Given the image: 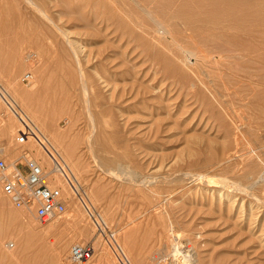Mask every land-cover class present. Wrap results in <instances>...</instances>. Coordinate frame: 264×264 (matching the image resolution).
Masks as SVG:
<instances>
[{
    "label": "rangeland",
    "instance_id": "obj_1",
    "mask_svg": "<svg viewBox=\"0 0 264 264\" xmlns=\"http://www.w3.org/2000/svg\"><path fill=\"white\" fill-rule=\"evenodd\" d=\"M219 1L0 0V158L79 184L41 221L0 181V264H264V0Z\"/></svg>",
    "mask_w": 264,
    "mask_h": 264
},
{
    "label": "built area",
    "instance_id": "obj_2",
    "mask_svg": "<svg viewBox=\"0 0 264 264\" xmlns=\"http://www.w3.org/2000/svg\"><path fill=\"white\" fill-rule=\"evenodd\" d=\"M32 72L23 75L30 81ZM20 143L27 141L26 134L17 137ZM31 155L28 149L13 162L0 158V181L6 194L17 207L34 209L41 221L50 220L66 210L64 188L58 184L60 176L48 164ZM95 252L92 243H75L70 248L69 258L77 264L89 260Z\"/></svg>",
    "mask_w": 264,
    "mask_h": 264
},
{
    "label": "bare ground",
    "instance_id": "obj_3",
    "mask_svg": "<svg viewBox=\"0 0 264 264\" xmlns=\"http://www.w3.org/2000/svg\"><path fill=\"white\" fill-rule=\"evenodd\" d=\"M216 1H219V0H210V2L208 3L209 5H211V8L212 9H214V10H217V6H216V4H215V2ZM221 1V0H220ZM219 1V2H220ZM223 1H225V0H223ZM222 2V1H221ZM225 3V2H224ZM220 4V3H219ZM227 4V3H226ZM231 4V3H230ZM223 5V4H222ZM234 5V4H233ZM250 6V5H249ZM243 7V6H242ZM263 7V6H262ZM246 8V7H245ZM231 9H233V7L232 6H230L229 8H228V10H231ZM244 9V8H243ZM264 9V8H263ZM237 11H238V9H237ZM252 11V10H251ZM253 11H255V10H253ZM206 12V11H205ZM207 13V12H206ZM218 13V12H217ZM229 13V14H228ZM235 13V12H234ZM233 13V11H226V15L227 16H229L230 14H234ZM237 13V12H236ZM242 13V12H241ZM248 13V12H247ZM246 13V14H247ZM254 13V12H253ZM212 13H210L209 15L212 17V15H211ZM215 14V13H214ZM209 15H207V16H209ZM242 15V14H241ZM237 16V15H236ZM240 16V15H239ZM244 16V15H243ZM257 16V15H256ZM201 17H203V16H201ZM235 16H233L232 18H234ZM254 17H255V15H254ZM244 18V17H243ZM248 18V17H247ZM214 19H216V18H214ZM221 19V18H220ZM208 20H209V18H208ZM234 20H237L236 18H234ZM221 21H222V19H221ZM241 21V20H240ZM211 22H213V21H211ZM211 22H209V23H211ZM218 22V21H217ZM227 23H229L228 21H226ZM231 22V21H230ZM215 23V22H214ZM233 23V22H232ZM243 23V22H242ZM244 23H246L245 21H244ZM216 24V23H215ZM218 24V23H217ZM231 24V23H230ZM234 24H235V22H234ZM228 25V24H227ZM236 25V24H235ZM218 26V25H217ZM224 26V25H223ZM243 26V25H242ZM229 27V26H228ZM227 27V28H228ZM232 29V28H231ZM224 30V29H223ZM226 30V29H225ZM238 34V33H237ZM163 37V36H162ZM226 38H228V37H226ZM234 38V37H233ZM236 40V39H235ZM189 51V50H188ZM194 51V50H193ZM192 50H191V52H192V54L194 53ZM220 51V50H219ZM195 53H196V51H195ZM19 54V53H18ZM241 54V53H240ZM246 54V53H245ZM195 55V54H194ZM197 55V54H196ZM242 55V54H241ZM15 57H16V55H14ZM198 56V55H197ZM196 56V57H197ZM201 56H203V55H201ZM184 57V56H183ZM198 57H200V56H198ZM20 58V57H19ZM189 59V58H188ZM16 60H17V58H16ZM192 60V59H191ZM19 63V62H18ZM184 63V62H183ZM187 63V62H186ZM186 65V64H185ZM33 74V73H32ZM33 78V77H32ZM37 86V84H34L33 85V87L32 88H35ZM4 92L5 94H6V96H7V98L9 97V94L6 92V91H8V90H0V93L1 94H4V93H2V92ZM138 92V91H137ZM135 93V92H134ZM112 95V94H111ZM6 100H8L6 97H4ZM9 104H10V106H12L13 107V105H12V103L9 101ZM15 104V103H14ZM119 108V107H118ZM13 110V109H12ZM125 110V109H124ZM17 113H19V118H20V120L25 124V121H24V118H26L27 120H29V121H32L31 123L33 124V126L35 127V128H37L38 126H37V123L34 121V119L32 118V116L26 111V110H24L23 108H22V110L19 112V110H15ZM14 112V111H13ZM130 114V113H129ZM128 114V115H129ZM150 114V113H149ZM176 114V113H175ZM121 116V115H120ZM169 116V115H168ZM122 117V116H121ZM170 117V116H169ZM150 120H152V119H150ZM23 125L21 124V127H22ZM156 126H158V125H156ZM25 127V126H24ZM238 127V126H237ZM39 128V127H38ZM37 128V129H38ZM173 128V127H172ZM23 129V128H22ZM25 129V128H24ZM40 129V128H39ZM52 131V130H51ZM52 133V132H51ZM52 135H53V137L55 138V136L57 137V140H60V139H62V138H64L65 136H66V133H64V132H61V131H57V132H53L52 133ZM37 140H38V142H39V144H40V148L38 147V154H44V156L47 158V162L48 163H51V169H52V171H54L55 172V174L57 175V176H60V178H59V181H58V184H60V180L62 179V177H64L66 180H67V183L70 185V187H71V189L75 192V193H78V191H79V187H78V185L79 184H77V182H76V179H75V175L73 176V175H71V174H69L68 173V171H67V169H66V166L68 167V165H67V163L66 162H63L60 158H59V156L57 155V152L55 151L56 150V148H55V146L52 144V142H50L49 140L50 139H48V137L47 136H45V135H43V134H40V137L38 136V138H37ZM47 140V141H46ZM63 141V140H62ZM262 146V145H261ZM246 150V149H245ZM244 150V151H245ZM262 151V150H261ZM59 152V151H58ZM42 163V162H41ZM44 164V163H43ZM264 167V166H263ZM263 167H261V169L263 168ZM248 170V169H247ZM251 170H253V169H251ZM250 170V171H251ZM258 170H256L255 171V173L257 172ZM260 172H262V170L260 171ZM252 173H254V172H252ZM259 173V172H258ZM264 173V172H263ZM246 174V173H245ZM257 174V173H256ZM255 175V174H254ZM251 176H253V175H251ZM256 176V175H255ZM259 176V175H258ZM257 177V176H256ZM255 177V178H256ZM261 177H262V175H261ZM239 178V177H238ZM260 178V177H259ZM127 179V178H126ZM211 179L213 180V178L211 177ZM211 179H209V180H211ZM258 179V178H257ZM264 179V178H263ZM243 180V179H242ZM253 180V179H252ZM255 180V179H254ZM219 181V180H218ZM143 182V181H142ZM247 182V181H246ZM248 183V182H247ZM241 185V184H240ZM250 185V184H249ZM254 185V184H253ZM247 186V185H246ZM251 186H252V184H251ZM245 187V186H244ZM243 187V188H244ZM248 187V186H247ZM251 188V187H250ZM249 188V189H250ZM249 189H247V190H249ZM244 190V189H243ZM246 190V191H247ZM251 190V189H250ZM254 192V191H253ZM252 192V193H253ZM251 193V192H250ZM251 193V194H252ZM256 193V192H255ZM254 195V194H253ZM258 195V194H257ZM260 195V194H259ZM258 195V196H259ZM74 196V195H73ZM83 199V198H82ZM262 199H263V197H262ZM84 201V200H83ZM261 201L262 200H260L259 199V203H261ZM263 201H264V199H263ZM252 202V201H251ZM258 202V201H257ZM256 202V203H257ZM254 203H255V200H254ZM258 206V205H257ZM264 206V205H263ZM254 207V206H253ZM90 209V208H89ZM252 211V210H251ZM25 216V215H24ZM23 216V218H25ZM27 216V215H26ZM72 216V215H71ZM103 219V218H102ZM101 219V220H102ZM24 220V219H23ZM57 220L58 219H54V223H57ZM96 221H97V223H99L98 222V220L96 219ZM53 222V221H52ZM100 224V223H99ZM23 237H24V235H23ZM22 240V239H21ZM9 244V243H8ZM183 246V245H182ZM190 247V246H189ZM183 250V249H182ZM191 253V252H190Z\"/></svg>",
    "mask_w": 264,
    "mask_h": 264
}]
</instances>
